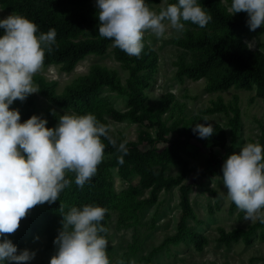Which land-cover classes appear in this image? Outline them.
Returning a JSON list of instances; mask_svg holds the SVG:
<instances>
[{"label":"trees","instance_id":"obj_1","mask_svg":"<svg viewBox=\"0 0 264 264\" xmlns=\"http://www.w3.org/2000/svg\"><path fill=\"white\" fill-rule=\"evenodd\" d=\"M159 1L145 0V3L149 6ZM169 3H178V0H168ZM197 3L212 19L204 28L191 22L182 21L188 28L183 35L178 37V45L189 51L190 59L186 61L183 58H178L175 61L176 76L191 79L204 78L208 91L225 90L231 86L244 89L253 87L255 95L264 99V53L260 49H252L246 42V38L264 31V26L251 31L247 23V13L232 14L220 3V0H197ZM0 7L9 11V15L16 13L33 21L38 26L37 35L47 33L49 29H55L56 44L53 45L51 53L45 50L43 65L58 64L61 70L69 72L86 55H102L108 45L113 43L112 40L99 36L98 8L94 5L93 0H0ZM3 34L4 29L0 28V36ZM143 44L144 47L139 57L129 56L114 46L112 48L115 60L128 70V77L125 79L128 107L123 111L114 107L103 109L98 107L97 96L101 87L105 86L117 91L123 90L116 72L107 67L98 64L92 65L86 74L76 77L65 87L63 92H57L55 83L47 80L43 75L35 74L33 76L38 93L48 102L63 110H71L78 115L91 113L100 123L107 126L104 113L117 121L130 119L134 122H153L157 128V134L154 139L148 141V148L141 149L136 143L127 141L110 130L109 135L116 140L117 146L122 142H127L128 152L126 155L117 152L106 138L101 137L102 143L105 145L104 154L111 155V159L109 161L102 160L96 174L83 188L75 184V174L67 172L66 178L72 183L59 194V199L51 204L45 202L42 207H39L38 217L33 218L30 222L31 225L28 226L31 219L30 212L33 208L30 209L26 217L20 221L18 230L7 237L17 246L18 252L26 248L29 229L41 230L49 239L59 233L63 220L60 212L61 205H63L64 213H67L73 206L81 207L85 204L106 208L107 212L101 223L107 229L109 210L114 206L118 211V223L128 226L136 223L138 209L156 200L157 192L160 189H168L174 185H177L179 190L181 219L176 232L167 237L165 241L177 242L186 236L196 250H201L203 244L206 243L205 235L189 229L185 222L187 217H194L188 196L189 186L183 182L186 174L185 163H182L177 176H166L163 165L167 162H182L179 151L182 150L185 140L181 138H199L198 134L192 130L196 124H205V126L211 124L214 131L209 138L215 139L220 145L226 141V132L220 124L206 116L198 115L182 119L178 135L171 140L164 139L160 115L171 105L174 96L171 92L161 95L154 113L143 107L146 99L144 88L149 85L148 79L157 66L156 53L144 42ZM140 71H145V73L141 74ZM9 107L20 112L21 123L38 113L32 94L28 95L24 101H14ZM204 111L230 113L228 119L230 140L234 142L241 124L237 96L228 102L217 97L210 101ZM63 114L65 112L48 111L46 127L57 126L59 117ZM205 119L207 121H204ZM157 140H164L168 145L161 150L154 149L153 144ZM250 142H258L264 146V126L260 127L257 140ZM121 156L123 164L118 163V158ZM209 161L221 163L222 159L210 153ZM111 167H116L118 174L122 176L127 175L130 171L135 172L140 178L139 182L129 186L125 191L115 193ZM138 185L150 188L148 198L136 199ZM234 205L232 202L231 208ZM263 226L264 223L258 219L246 229L236 227L227 231L219 227L217 240L226 245L238 240L249 244L252 229ZM102 235H105L107 239V233Z\"/></svg>","mask_w":264,"mask_h":264},{"label":"clouds","instance_id":"obj_2","mask_svg":"<svg viewBox=\"0 0 264 264\" xmlns=\"http://www.w3.org/2000/svg\"><path fill=\"white\" fill-rule=\"evenodd\" d=\"M99 36L129 56L139 57L147 31L157 39L165 37L170 26L183 31V22L204 28L212 17L197 0H178L157 13L145 0H96ZM232 14L246 12L251 31L264 26V0H231ZM0 264H27L35 252L17 246L7 237L14 234L28 211L45 202L51 204L72 183L67 172L75 174V184L83 188L96 174L108 140L117 152L127 154L126 141L117 146L109 126L88 113L61 115L57 126L46 127L47 120L37 115L21 123L20 112L10 109L14 101H24L38 92L33 76L41 69L45 50L53 51L56 31L37 35L38 26L23 15L11 13L0 19ZM204 121H207L206 119ZM200 138H209L211 124H196L192 129ZM123 157L118 163L123 164ZM227 197L245 213L246 220L264 223V146L244 144L238 153L227 156L222 165ZM62 213V228L50 264H125L110 260L108 241L101 223L107 209L94 204L73 206Z\"/></svg>","mask_w":264,"mask_h":264},{"label":"rangeland","instance_id":"obj_3","mask_svg":"<svg viewBox=\"0 0 264 264\" xmlns=\"http://www.w3.org/2000/svg\"><path fill=\"white\" fill-rule=\"evenodd\" d=\"M93 3L96 6V0H93ZM220 3L229 9L231 0H220ZM167 5L168 0H160L149 7L158 13ZM8 15L9 11L0 7V19ZM184 25L181 32L169 26L165 37L160 39H157L150 31L145 32L143 42L156 53L157 66L148 79L149 85L144 88L146 99L143 107L154 113L161 95L166 92L173 94L171 105L160 115L164 139L171 140L178 135L182 119L198 115L206 116L220 124L226 132V141L222 145L213 138H181L185 140L182 150L179 151L182 162H167L163 165L166 176H177L182 163H185L186 174L183 182L189 186L188 196L194 212V217H187L185 222L189 229L205 235L206 243L201 250H196L186 236L177 242L165 241L176 232L181 219L179 190L178 186L174 185L168 189H160L154 202L138 209L137 221L134 224L120 225L116 207L110 208L107 232L108 256L112 261L118 258L123 259L125 264H264V226L252 229L249 244L238 240L226 245L217 240L219 227L227 231L236 227L246 229L258 220H246L244 212L235 205L231 208L232 201L227 197L223 186V173L220 169L227 156L238 153L240 148L251 140H257L260 127L264 126V99L255 95L253 87L244 89L231 86L225 90L208 91L204 78H178L175 61L178 58L186 61L190 59L189 51L178 45V37L188 28L185 23ZM246 42L252 49H260L264 53V31L246 38ZM112 48L113 43H110L104 54L86 55L69 72L61 70L58 64H49L42 65L36 74H41L47 80L53 81L56 91L63 92L76 77L86 74L92 65L107 67L116 72L123 90L101 87L97 96L98 107L101 109L114 107L123 111L128 107L125 87L128 70L115 60ZM139 73L142 74L145 71ZM33 86L37 89L34 82ZM32 95L38 109L37 116L42 119H46L48 111L75 113L51 104L38 92ZM234 96H237L241 124L235 141L231 142L228 125L230 113L205 112L204 109L217 97L228 102ZM103 116L111 131L127 141L136 143L141 149L148 148V141L156 137L157 128L153 122H134L130 119L117 121L105 113ZM167 145L166 141L157 140L154 141L153 148L161 150ZM210 153L221 158L222 162L211 163ZM110 159L111 155H103V161ZM111 173L115 193L125 191L129 186L138 183L140 179L133 171L124 176L119 175L116 167H111ZM150 191L149 187L138 185L135 197L146 199L150 196ZM42 206L43 204H39L33 207L28 226L31 225L33 218L38 217L39 207ZM57 235L49 239L41 230L29 229L25 249L35 252V257L27 264H50V259L57 250L54 244Z\"/></svg>","mask_w":264,"mask_h":264}]
</instances>
